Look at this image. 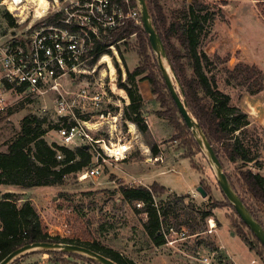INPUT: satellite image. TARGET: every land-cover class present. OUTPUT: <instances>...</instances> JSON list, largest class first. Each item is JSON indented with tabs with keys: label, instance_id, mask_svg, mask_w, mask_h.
I'll use <instances>...</instances> for the list:
<instances>
[{
	"label": "rangeland",
	"instance_id": "obj_1",
	"mask_svg": "<svg viewBox=\"0 0 264 264\" xmlns=\"http://www.w3.org/2000/svg\"><path fill=\"white\" fill-rule=\"evenodd\" d=\"M27 1L26 4H34L33 0ZM185 1L159 0V4L163 7L166 16L171 18L173 12L184 8ZM206 1L213 5L216 19L212 26L208 25L206 28L202 49L210 56H213L216 51L221 56L230 59L227 64L219 65V69L225 66L234 68L239 62H247L258 64L264 70V17L257 7V1L232 0L226 6L218 0ZM31 8L33 9L34 6ZM132 8L139 10L138 4H132ZM31 19L32 15H30L28 22ZM141 28L143 29V27ZM144 40L146 41L148 38L143 29L142 32L134 34L118 46L111 47L114 56L112 57L115 58L114 60L119 64L122 71V82H127V72L119 53H124L127 66L130 71H133L139 65V57L136 53ZM147 54L149 62L157 64L159 70L153 66L148 69L146 74L154 72L162 90L158 97L153 94L152 86L148 81H139L138 86L142 97L152 95L153 99L144 104L143 110L145 115L149 117L153 135L159 137V142H154L149 133L142 135L138 132L139 139L136 143L132 142L127 158L121 161L108 159V162L102 167L103 173L99 178H88L80 182L73 176L68 178L62 186L32 188L25 191L26 194L19 195L24 199L33 200L32 202L40 215L43 230H48L54 226L52 230L56 231L62 226L61 223L67 222L70 227L68 238L113 249L123 256L139 259L141 264H200V259L205 256H211L214 264H221L212 255L210 249L205 246L211 241L216 246L223 248L235 264H264V256L262 259L251 251L244 242L242 233L254 240L253 235L241 222L233 205L221 190L211 160L191 131L198 144L194 148V152L200 149L202 154H194L191 158L186 157L187 150L181 143L184 123L180 114L175 111L170 99L162 78L157 55L153 49H148ZM115 65L114 61L116 71L114 80L108 67L104 65L98 67L91 75H71L67 79H63L62 93L70 100H75L73 104L75 105L76 117H87L92 123L103 122L101 130L93 132L95 139L103 138L107 142L111 139L112 142L119 143L117 135L111 137L108 133L113 125L112 118H107L106 115L104 119L100 117L102 113L111 112V115H117L118 118H121L122 114L124 120V114L128 110L129 103L126 101L128 96L118 86L119 73ZM169 73L173 78L171 70ZM174 83L178 91L181 92L176 80ZM221 86L223 85L221 84ZM84 88L89 89L90 97L97 92L105 93L106 97L100 105H96L89 97L82 98L79 96ZM119 91H122L123 94H120ZM56 100L57 94L52 93L48 94L46 98L30 96L29 94L17 96L14 100L12 113L0 119V151H5L12 139L20 133L22 119L30 114L47 117L53 126L56 124L63 125L61 115L56 109ZM261 100L264 107V96ZM21 104L23 105L21 106ZM72 120L70 118L64 125L72 122ZM123 120L120 119L118 122V130L125 137ZM57 129H52L45 136L48 143L60 142ZM106 131L107 133H105ZM262 143L264 149V134H262ZM154 144L161 146L162 162L155 161V156L150 152L149 146ZM91 152L93 153V149ZM101 152L104 153L102 150ZM92 161V165H94L95 160ZM222 162L224 172L232 180V187H234L235 192L245 200L246 205L252 209L255 219L264 226V207L258 203L252 194L247 192L242 179V174L248 171L264 175V150L261 153L260 164L262 168L260 169L255 164L230 163L225 159H222ZM193 165L201 169L197 171ZM132 183L146 187L157 183L158 186L164 187L165 190H161L163 192L156 199L157 203L160 198L166 199L171 194L187 195L194 192L196 193L195 197L190 194L192 204L205 206L210 197L217 204L212 217L216 221V229L212 234L204 232L199 238L196 235L192 236L190 230L189 235L191 237L179 241L175 247L155 245L143 228L146 215L137 214L134 208L127 204L117 192L120 185ZM196 185L202 186L207 191L208 197L206 199H203L197 192ZM0 190L3 191L4 187H1ZM189 202L188 199L186 204L188 205ZM172 226L174 227V225ZM201 240L204 241L203 244H199ZM44 254L49 255V252L31 253L17 259L12 264H33L42 260ZM49 257L52 256L49 255ZM65 259L71 264H98L78 254ZM222 264L233 263L230 260Z\"/></svg>",
	"mask_w": 264,
	"mask_h": 264
},
{
	"label": "trees",
	"instance_id": "obj_2",
	"mask_svg": "<svg viewBox=\"0 0 264 264\" xmlns=\"http://www.w3.org/2000/svg\"><path fill=\"white\" fill-rule=\"evenodd\" d=\"M123 1L118 0L120 4ZM218 1L226 6L232 0ZM256 1L264 17V0ZM133 3L136 4L134 1ZM147 3L154 26L164 43L169 64L184 90L189 111L197 119L222 166V159H225L230 163L255 164L259 169L262 168L260 159L264 150L262 148L264 127L254 123L250 115L238 105V101L245 95L256 96L264 91L263 71L255 65L243 62H239L234 68L225 66L219 69V65L227 64L230 59L218 54L210 56L202 49L206 28L208 25L212 26L216 19L213 5L206 0H186L184 8L173 12L171 18L164 13L159 0H147ZM5 18L9 20L11 26H15L10 14H5ZM141 27H143L141 20L140 23L129 20L124 26L102 34L99 39L94 38L93 54L97 55L89 62V67L95 66L102 55L113 56L111 47H116L134 34L142 32L144 27L143 29ZM145 36L148 40H144L137 49L139 65L133 71L128 68L124 53H119L127 72V82H122V71L114 60L119 73L118 86L126 92L129 99L128 110L124 117L134 123L142 135L149 133V126L143 110L145 101L138 82L148 81L152 86L153 94L158 97L162 90L156 74L154 72L146 74L149 68L154 66L159 70V67L149 62L147 53L152 46L146 32ZM165 86L167 88L166 83ZM169 96L175 111L178 112L170 93ZM11 113L12 110L9 115ZM83 119L89 118L83 117ZM58 127V124L53 126L47 117L34 114L22 119L20 133L8 144L6 152L0 151V186H16L21 189L59 187L64 185L68 178L73 176L77 178L78 174L91 166L93 153L89 147L80 146L70 149L56 142L49 144L46 141L45 136L48 132ZM181 143L187 150L186 157L202 154L200 149L194 152L198 144L185 123ZM149 149L153 156H157L160 152L157 144L149 146ZM58 152H61L62 160L57 159ZM193 166L197 171L201 169ZM227 177L233 186L232 180L228 175ZM242 179L247 192L264 207V175L248 171L242 174ZM161 190L165 188L158 186L157 183L150 187L132 183L117 188V192L137 214L146 215L143 228L155 245H165V240L160 234L162 226L174 225L179 229L184 226L189 227L192 236L201 237L207 231V221L214 216L213 211L217 208V204L209 197L205 206H196L192 204L189 194L176 193L166 199L160 198L157 203L156 199L163 192ZM23 199L19 194L0 193V263L22 246L36 242H52L81 245L118 264H138L133 259L98 244L49 236L42 228L40 215L33 202L22 201ZM188 199L190 202L187 205ZM241 199L246 205L245 200L242 197ZM138 204L142 206L138 207ZM183 205L187 206L182 207ZM247 208L253 215L252 209L248 206ZM241 222L245 225L242 220ZM250 232L252 233L251 230ZM252 235L254 240L243 233L241 236L248 248L263 259L264 246L253 233ZM203 243V240L199 241V244ZM205 246L210 249L219 263L230 261L226 251L216 246L214 242L211 241ZM49 255L52 256L51 260L55 264H71L65 258L74 257L75 254L49 252Z\"/></svg>",
	"mask_w": 264,
	"mask_h": 264
},
{
	"label": "built area",
	"instance_id": "obj_3",
	"mask_svg": "<svg viewBox=\"0 0 264 264\" xmlns=\"http://www.w3.org/2000/svg\"><path fill=\"white\" fill-rule=\"evenodd\" d=\"M21 1L0 0V119L9 116L17 96L29 94L46 98L50 93L57 94L56 109L63 125L57 129L60 142L56 143L70 149L80 146L93 149L92 160H95V164L78 174L77 179L80 182L88 178L97 179L102 175V167L108 159L121 161L127 158L133 142L129 135V124L134 126L136 136H139L137 126L127 119L123 120L122 114L118 118L111 112L102 113L101 118H112L113 125L109 133L111 137L117 135L119 143L95 139L93 132L100 131L103 122L92 123L90 119L76 117L75 100H70L62 93V80L71 75H91L100 66L108 67V64L98 65L104 55L92 68L88 65L97 55L93 54L94 38L99 39L102 34L124 26L129 20L140 23V10L132 8L133 1L137 4V0H124L122 4L118 0H47L46 6H40L38 1H33L34 4H26L27 0ZM7 13L14 19L15 26H11L5 18ZM30 15L32 19L28 22ZM109 57L114 66V58ZM88 92L89 89L84 88L79 96L89 97L96 105H100L106 97L103 92L90 97ZM70 118L74 124L69 122L64 125ZM120 119L124 121L127 139L118 130ZM97 141L110 146L113 143L128 145L129 148L120 156L113 155L104 147L95 146ZM57 159H63L61 152H58ZM154 160L163 161L161 156ZM141 206L138 204V207ZM61 225L56 231L51 226L44 232L51 237L68 238L69 224L64 222ZM216 227V221L208 219L206 232L212 234ZM189 232L190 228L185 226L180 229L162 226L160 234L166 246L175 247L179 241L191 237ZM36 264L55 263L48 254H44ZM200 264H214V261L211 256H205L200 259Z\"/></svg>",
	"mask_w": 264,
	"mask_h": 264
},
{
	"label": "water",
	"instance_id": "obj_4",
	"mask_svg": "<svg viewBox=\"0 0 264 264\" xmlns=\"http://www.w3.org/2000/svg\"><path fill=\"white\" fill-rule=\"evenodd\" d=\"M137 4L139 6V10L141 13L142 25L144 27L146 34L149 36V41L151 43L152 49L158 58V63L162 72L163 79L167 85L168 91L173 101L175 102V105L178 108V112L182 120L184 121L188 129L194 134L200 146L204 148V150L206 151L216 171V175L218 177V183L221 187V190L235 208L240 219L245 223V225L252 231V233L264 246L263 226L255 219V217L249 211V209L244 204L242 199L233 189L227 175L224 172L222 163L218 158L215 150L213 149V146L208 141L197 119L189 111L188 104L185 100L184 90L182 89L181 84L176 74L174 73L172 67L168 63L166 49L161 36L159 35L156 27L154 26L153 18L151 16L147 0H137ZM164 60L167 61L181 92L178 91L171 76L166 70ZM197 132L200 136V139L196 135ZM85 147L88 148V146ZM197 192L201 195L203 199H206L208 197L207 191L202 186L197 187ZM35 252H62L65 254H78L87 257L97 262L98 264H118L112 259L107 258L102 254L97 253L87 247L77 244L52 243V242H36L22 246L21 248H18L17 250L9 254L0 264H12L17 259Z\"/></svg>",
	"mask_w": 264,
	"mask_h": 264
},
{
	"label": "crops",
	"instance_id": "obj_5",
	"mask_svg": "<svg viewBox=\"0 0 264 264\" xmlns=\"http://www.w3.org/2000/svg\"><path fill=\"white\" fill-rule=\"evenodd\" d=\"M215 54H218V53L215 51L213 53V55H215ZM218 55H220V54H218ZM243 63H247V62H243ZM247 64H250V63H247ZM250 65L257 66L258 64H250ZM257 67L260 70H262L263 73H264L263 68H261L259 65ZM262 96H264V91L261 94L256 95V96H248V95H245L243 98H241V100L238 101V105L245 112H247L250 115V117H251V119H252V121L254 123H258L259 125H261V126L264 127V107H263V101L261 100ZM143 98H144L145 103H148V101H150L151 99H153L152 98V95L151 96H146V97H143ZM123 99H127V98H123ZM126 101L129 103V100L128 99ZM260 108H262V109H260ZM145 118L148 121L147 123L149 125V134L152 136L153 141L156 142V143H158L159 142V137L158 136L155 137L153 135V132H152V129H151V125L149 124V117L147 115H145ZM105 133H107V131ZM108 133H109V131H108ZM109 140H111V139H109ZM158 148L160 150L161 149V146H158ZM6 151H7V148L5 149V152ZM160 153L161 152H159V154L157 156H160ZM157 156H155V157H157ZM255 173H257V172H255ZM1 187H4V190L3 191L0 190L1 191V194H4V193L26 194L27 192H25V191L31 190V189H21V188L16 187V186H0V188ZM197 187L198 186L196 185V188ZM190 194L193 195V197L196 196V193H194V192L193 193H190ZM180 195H182V194H180ZM26 200L33 201L32 199H23L22 201H26ZM228 257L230 258L229 255H228ZM133 260L136 263L141 264L140 261H139V259H133ZM230 260H231V263L235 264L234 261L231 258H230Z\"/></svg>",
	"mask_w": 264,
	"mask_h": 264
},
{
	"label": "bare ground",
	"instance_id": "obj_6",
	"mask_svg": "<svg viewBox=\"0 0 264 264\" xmlns=\"http://www.w3.org/2000/svg\"><path fill=\"white\" fill-rule=\"evenodd\" d=\"M23 1H25V0H23ZM23 1H21V3L23 2ZM33 1H38L39 2V5L40 6H46L47 4H48V2L46 1V0H33ZM103 64H108V69H109V71L111 72V76H112V78H113V80H114V78H115V68H114V66H113V63H112V60H111V58L109 57V55H104L101 59H100V61H99V64L98 65H103ZM164 64H165V68H166V70L168 71V73H169V70H171L170 69V67H169V65L167 64V62H165L164 61ZM172 72V71H171ZM173 74V73H172ZM169 75H170V73H169ZM171 76V75H170ZM172 78V77H171ZM173 78H174V76H173ZM173 78H172V80H173ZM175 80V79H174ZM174 80H173V82H174ZM175 84V83H174ZM176 86V85H175ZM120 92V94H123V92L122 91H119ZM97 125H99V124H96V126ZM129 135H130V138L134 141V142H137L138 141V139H139V136H136V133H135V128H134V126L130 123L129 124ZM196 135H197V137L200 139V136H199V134H198V132L196 133ZM95 146H100V147H104L108 152H110L111 154H113V155H118V156H120V155H122L123 154V152H125L129 147H128V145H125V146H123L122 144H115V143H113V145L112 146H110V145H106L104 142H102V141H97V142H95Z\"/></svg>",
	"mask_w": 264,
	"mask_h": 264
}]
</instances>
